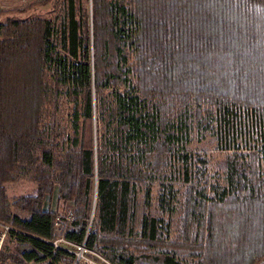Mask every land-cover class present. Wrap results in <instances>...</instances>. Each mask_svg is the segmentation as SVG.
Here are the masks:
<instances>
[{"label": "trees", "instance_id": "1", "mask_svg": "<svg viewBox=\"0 0 264 264\" xmlns=\"http://www.w3.org/2000/svg\"><path fill=\"white\" fill-rule=\"evenodd\" d=\"M86 1L60 0L49 20L0 23V221L14 230L0 264H72L45 243L60 204L73 208L63 239L109 264H255L264 0ZM192 129L227 152L222 185L201 181ZM15 177L36 189L11 204L4 185Z\"/></svg>", "mask_w": 264, "mask_h": 264}, {"label": "rangeland", "instance_id": "2", "mask_svg": "<svg viewBox=\"0 0 264 264\" xmlns=\"http://www.w3.org/2000/svg\"><path fill=\"white\" fill-rule=\"evenodd\" d=\"M39 1L41 0H0V23H3L6 20H13V21L21 22V21H30L33 19L49 20L53 18L55 14V8L57 5V2H59L60 0H50L49 2L45 3L42 6H35V4H37ZM87 1L85 3V6L87 9H89V4ZM70 108H71L70 104L63 106L61 112L63 113L65 118H67L68 110H70ZM94 121L95 120H94V103H93V119H92L93 149H95V146H94L95 123ZM194 131L195 129L191 130V134H192L191 141H190V145L187 147V150H188V155H190V158L193 161H196L199 158H203L206 161L205 169L204 170L202 168L200 169V172L205 171L204 173L205 175L201 177V181H203L204 179L206 183L208 184H211L212 182L215 181L218 184L222 185L221 178H222L223 171L222 169H220L219 164L221 160L223 159V155L227 154V152H221L219 150H216L214 141L208 138L206 135L202 141L201 140L197 141L194 138V135H195ZM172 160L174 161L172 162V165H177L175 162L176 159L174 155L172 157ZM93 162L95 165V157H94ZM197 166L198 165H196L195 167ZM174 177H175V180L173 179L174 180V191H175L174 197L177 198L178 192L179 193L181 192L180 190L181 186L182 188L184 186L182 185L183 183H181L183 176L180 175L178 177L177 175H174ZM195 182H198L196 180V177H195ZM191 183H193V180L191 181ZM95 186L96 184L94 183V198H95ZM4 187H5V195L11 204L21 197L34 195L35 189H36V185L34 182L28 181L26 179H22L20 177H15L14 182L6 183ZM150 194H152L151 196L152 198H154L155 195L157 194V190H151ZM60 206L63 209V212H61L59 215H63L69 211L71 212L73 211V208L70 204H64V205L60 204ZM12 212L16 213V210L12 209ZM163 217L168 219V216L164 215ZM174 219H175V216H172L170 218L171 224H173ZM56 237H57V233H56ZM168 238L170 239L174 238V233L172 232V230L170 231ZM3 246H6L7 248H11L10 239L8 237L6 241L4 242ZM182 254L184 258H182L181 262H187L189 260V257H186L187 254L185 252H182ZM97 256L100 257L99 255ZM255 264H264V257L262 259L257 260Z\"/></svg>", "mask_w": 264, "mask_h": 264}, {"label": "built area", "instance_id": "3", "mask_svg": "<svg viewBox=\"0 0 264 264\" xmlns=\"http://www.w3.org/2000/svg\"><path fill=\"white\" fill-rule=\"evenodd\" d=\"M73 220V214L71 211L58 215L54 220V228L57 233V237L52 241H46L53 251H62L71 256L72 264H109L103 258L98 257L94 253L88 251L84 244L74 245L65 241L62 237V228L64 223ZM14 231L9 225L0 221V250L6 241L9 234Z\"/></svg>", "mask_w": 264, "mask_h": 264}, {"label": "water", "instance_id": "4", "mask_svg": "<svg viewBox=\"0 0 264 264\" xmlns=\"http://www.w3.org/2000/svg\"><path fill=\"white\" fill-rule=\"evenodd\" d=\"M93 208H94V204H93V206H92L91 217H92V214H93Z\"/></svg>", "mask_w": 264, "mask_h": 264}]
</instances>
